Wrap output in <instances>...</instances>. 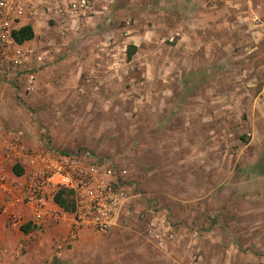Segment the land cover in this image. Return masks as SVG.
I'll use <instances>...</instances> for the list:
<instances>
[{"label": "crops", "instance_id": "obj_1", "mask_svg": "<svg viewBox=\"0 0 264 264\" xmlns=\"http://www.w3.org/2000/svg\"><path fill=\"white\" fill-rule=\"evenodd\" d=\"M77 1L25 0V13L14 27L31 26L34 38L8 47L0 44V125L25 135V120L14 119L12 125L4 116L22 115L28 78H34L30 94L37 93L39 102L63 99L65 79L81 91L109 94L111 101L154 107L148 112H160L156 105L162 101H184L186 116L192 115L193 101L214 102L210 111L219 119L218 148L239 145L222 140L224 112L236 113L232 132L241 127L248 134L249 142L239 145L241 151L222 167L229 165L231 176L242 177L235 185L239 195L249 189L255 199L261 197L249 211L264 229V0H91L88 12H73L71 5ZM176 34L175 43L167 42ZM223 102L226 107H221ZM208 109L201 105L199 111ZM205 128L200 125V132ZM199 141V148L208 144L206 137ZM1 202L0 193V264H47L53 255L67 258L69 246L55 254L51 249L54 241L60 244L66 238V222L28 232L26 225L13 229ZM129 226L117 224L110 231ZM88 233L81 232L70 246ZM21 246L22 255L16 257ZM234 259L229 258V264Z\"/></svg>", "mask_w": 264, "mask_h": 264}, {"label": "rangeland", "instance_id": "obj_2", "mask_svg": "<svg viewBox=\"0 0 264 264\" xmlns=\"http://www.w3.org/2000/svg\"><path fill=\"white\" fill-rule=\"evenodd\" d=\"M64 83V98L58 101L39 102L37 93L27 92V102L19 103L22 115H6L5 122L25 120L24 138L43 141L56 152L111 159L126 168L142 193L141 207L163 210L176 245L166 256L148 243L144 225L134 222L130 230L88 233L68 247L66 259L53 255L47 264H229L232 257L233 264H264L263 225L249 211L261 197L255 199L249 189L239 195L235 185L242 177L231 176L229 165L222 167L249 142L241 127L232 132L235 112H224L222 140L238 141L240 146L220 149L215 145L219 119L210 111L214 102L193 101L192 115L186 116L184 101L174 105L162 101L156 105L160 112H148L154 107L111 101L109 94L81 91L79 85H67L66 79ZM201 105H207L208 112L199 111ZM200 125L206 127L205 133ZM201 137L207 138L205 148H199ZM58 244L52 243L53 254Z\"/></svg>", "mask_w": 264, "mask_h": 264}, {"label": "built area", "instance_id": "obj_3", "mask_svg": "<svg viewBox=\"0 0 264 264\" xmlns=\"http://www.w3.org/2000/svg\"><path fill=\"white\" fill-rule=\"evenodd\" d=\"M91 0L72 3L73 12H88ZM25 13V0H0V44H14V25ZM177 34L167 42H176ZM26 91H34V78H28ZM20 168L21 173L14 169ZM1 212L13 229L29 226L43 230L50 222L68 224L66 238L57 253L72 245L81 232L107 234L117 224L145 225L147 241L157 250L172 253L175 234L163 210L141 207L142 193L126 168L106 158L59 153L43 141H26L23 135L0 125ZM62 194L73 207L66 210L56 199ZM24 247L15 253L20 257ZM3 249L0 247V263Z\"/></svg>", "mask_w": 264, "mask_h": 264}, {"label": "trees", "instance_id": "obj_4", "mask_svg": "<svg viewBox=\"0 0 264 264\" xmlns=\"http://www.w3.org/2000/svg\"><path fill=\"white\" fill-rule=\"evenodd\" d=\"M33 38H34V32L31 26H25L13 32V39L16 43H19V44L25 41H29ZM14 171L17 174L21 173L20 168H15ZM70 195L71 194L68 195L69 196L68 198H70ZM68 198H63L62 194H60L58 195L56 201L61 207L65 208L66 210H70L72 209L73 204ZM23 229H24V232H28L30 228L29 226L26 225V227H23Z\"/></svg>", "mask_w": 264, "mask_h": 264}]
</instances>
